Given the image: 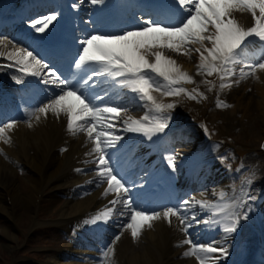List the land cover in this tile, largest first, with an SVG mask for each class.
I'll list each match as a JSON object with an SVG mask.
<instances>
[{"label":"snow or ice","instance_id":"obj_1","mask_svg":"<svg viewBox=\"0 0 264 264\" xmlns=\"http://www.w3.org/2000/svg\"><path fill=\"white\" fill-rule=\"evenodd\" d=\"M103 2L90 0L93 5ZM162 7L166 11L160 16L134 18L131 25L118 32H93L79 38L73 66L82 74L75 84L67 75L55 68L50 69V61L35 49L18 47L6 38H0V47L8 49L11 45L12 50L0 51V57L9 61L0 67L16 68L22 74L15 77L17 83H23L24 77L30 76L48 86L43 89L47 93L45 100L25 121L29 128L33 126V120L39 122L42 116L47 118L51 114L60 118L63 115L67 118V131L74 136L85 134L93 145L85 155L94 157L91 163L95 165L93 171L99 178L95 181L96 186L106 184L103 195L115 194V198L109 200L110 206L87 218L84 223L107 224L114 214L125 217L127 222H120V234L114 237L115 241H119L124 231L130 230L132 238L137 239L145 226L152 228L154 222L162 219L171 226L175 217L185 236L177 246H189L183 253L184 257H193L198 264H219V258L227 254V248L218 247L215 240L208 244L199 243L189 230L195 222L219 230L226 236L235 233L241 220L247 219V215L240 211L243 203H211L189 197L159 210L148 209L130 195L132 186L113 162L115 154L108 150L117 149L123 139L116 134L117 122L123 126V131L140 134L148 140L164 133L169 127L171 111L176 105L158 102L152 93L159 92L167 97L184 94L194 100L197 96L207 99L203 93L193 95L187 89L178 87L195 81L181 70L176 59L166 53L185 56L192 51L199 53V69L208 76L218 75L221 90L232 87L231 82L225 81H232L233 77L236 78L235 83H239L256 76L258 71H264V0H166ZM169 12L176 17L174 22L167 19ZM235 13L250 14L252 26H242ZM57 16L52 14L32 21L31 27L44 33ZM38 24L41 26L37 27ZM196 44L200 47L193 49L191 45ZM253 45L256 48L250 51ZM94 77L103 79L96 81ZM109 81L114 88L126 89L133 94L135 102L145 108L147 114L142 119H135L127 115V107L104 100L107 90L93 91L96 83ZM97 101L103 103L98 104ZM216 106L229 107L219 99ZM122 113L126 118L122 117ZM17 123L11 121L0 125V140L10 144L11 138L6 129H14ZM167 164L173 172L176 170L174 156L167 158ZM76 171L81 172L82 169ZM220 197L224 200L223 193ZM194 204L207 214L206 218L197 220L195 212L189 215ZM117 206H120L119 210ZM113 258V245H105L101 249L102 264H109Z\"/></svg>","mask_w":264,"mask_h":264},{"label":"bare ground","instance_id":"obj_2","mask_svg":"<svg viewBox=\"0 0 264 264\" xmlns=\"http://www.w3.org/2000/svg\"><path fill=\"white\" fill-rule=\"evenodd\" d=\"M236 14L237 13L234 15ZM19 47L22 46L19 45ZM11 48L12 46L9 45L8 49L11 50ZM187 62H192V58L187 59ZM254 77L255 82L252 83L250 80L251 84L248 83L247 85L241 87L238 92H236L238 97L236 105L240 108H243L244 111H248L250 108L251 113H257V111H260V107L264 108V71H258ZM256 77H259V79ZM249 86H252L253 88H251V92H246ZM235 111L236 109L233 108L231 112L234 113ZM231 119L233 121L232 116ZM240 122L242 123L243 121ZM45 123L49 124L54 134H56L59 129L63 127V121L57 122L55 120V116L49 114L47 118L42 116L39 122L34 120L33 126L31 128L17 123L14 129H6L7 135L11 138V143L7 144L4 143L3 140H0V150H2L0 151V186L5 187L7 189V193L11 196L12 204L16 206L14 212H16L17 220L23 219V214H27L29 215L28 219L31 224H34L36 221L34 218L36 211L34 200L37 196V193L39 192V180L36 176H34L28 184V192L24 194L21 192V185L17 181L15 170L16 167L20 166L21 164H28L36 171H40L42 164H47L45 172L47 181L52 180L57 174L60 175V178L55 181L54 188H63L70 184L73 186L75 184L81 183L78 189H71L67 192H63L64 194L66 193V195H68L69 200H67L63 207L59 210V215L55 217L67 219L74 215L88 213L86 217L83 216L84 218H79V221L84 222L87 218L102 210H105L106 206H110L108 202L109 200L115 198V194L105 197L103 193L107 186L104 184L100 187H97L95 181L99 178L95 174L92 176H75L71 173V170L80 166L77 162L85 159L84 154L87 151V147H83V144H91V142L88 141L87 136L83 133L80 137L69 139V151L62 160L58 153H56L49 160V162L43 161V157L47 148ZM66 139L67 138L63 136L60 140V143H64ZM144 161L148 160L144 158ZM142 163L143 161L140 162L138 166L139 168ZM187 164V159L183 160V162H179L180 167ZM86 172H88V170H86L85 173ZM148 181L149 180H144V182ZM142 182L143 181L139 182L140 189L143 186ZM83 188L88 190V194L85 199H80L77 196L79 191H81ZM198 188H202L201 192L198 194V199L207 201L211 194L219 193L220 184H211V188H208L207 186H200ZM130 195H132L134 198L133 191L130 193ZM119 207L120 206H117L118 210ZM0 210H3L7 216L12 218L14 212L11 211V208L8 205L7 195L3 193L0 194ZM123 218L124 217H119L115 218L114 220H124ZM126 222L127 221L125 219V223ZM178 222L179 221L173 217V227L170 229L167 226L166 220L162 219L160 221H156L153 223L152 228L145 226L141 235L137 239L132 238L130 230L124 231L119 241L114 240V237L116 236L115 234H110L107 237H112L111 244L114 248V258L109 262V264H198L195 258H186L182 256L184 251L188 250V245H184L182 249H175L174 247L176 237L181 238L175 229ZM66 223L67 221H63L59 224ZM193 223V228L189 230L193 237H223L216 235L203 236V234L206 231H209L210 228L206 227L203 231H198V227L201 224H195V222ZM100 225L101 224L96 225L98 233L103 234ZM118 230L120 231V226L118 227ZM13 233L9 234V236H11L13 240H16V237H12ZM169 234H171V238L169 237ZM166 244H169L168 249H165ZM5 248L7 249V246H5ZM71 248H73L74 251L79 249V247L75 245L71 246ZM173 256L177 257L173 259ZM164 257L167 259L166 262H163L162 260ZM80 258L86 264H98L95 263L94 260H88L85 257ZM51 264H59V262L57 259H54Z\"/></svg>","mask_w":264,"mask_h":264},{"label":"rangeland","instance_id":"obj_3","mask_svg":"<svg viewBox=\"0 0 264 264\" xmlns=\"http://www.w3.org/2000/svg\"><path fill=\"white\" fill-rule=\"evenodd\" d=\"M208 112L210 113L211 110H208ZM222 113H219L218 115L215 114H210L209 117L211 118V120H214L215 118H218L219 120H225L224 118H222ZM232 128L233 125L231 124L229 128L226 127H217V128H212L211 131L215 134H219V136H224V138L226 140H228L231 143V140L234 139L235 141H237L238 145H241L242 141H244V138H239L238 135L233 134L232 133ZM258 129H259V123H258ZM260 132L256 129H252V135L253 136H259L260 138ZM24 174L22 175L20 173V171L18 170L16 172L18 178H19V183H21V192L26 194L28 192V185L26 183H28L31 179L32 176L30 173H28L26 170H24ZM29 184V183H28ZM61 201H64L63 199L57 197V199L52 197H49L45 200L44 206L42 211L44 212L45 216H47V214H51L54 210H60L62 208V204L60 206H57L58 203H60ZM27 214H23V220H27L28 219ZM21 225L26 226V224L28 223V221H20ZM0 229H7V234L2 233L0 231V250L3 248V254H5V257H7L9 251L11 250V247L13 244V242L10 240L11 237L9 236V234L13 233V228L0 216ZM45 235H49V237H56L55 235V231L54 230H48L47 232H41ZM59 236V234H58ZM28 237H30V235H28V233H26L24 236L22 235L21 237V241L22 242H26ZM42 235H36L34 238L28 240L29 243V248H28V252L31 253L30 255H32V251L36 248H38L39 250H45L43 251L41 254H50V257H54L55 255H59V253L64 252V249L62 248L63 246H65V244L63 243V240L61 237L60 240H57L56 242L53 241H45L42 239ZM5 246H7V249L5 248ZM47 247V248H46ZM2 249V250H3ZM25 254V253H23ZM49 257V258H50ZM62 257V256H61ZM39 260H41V257H37ZM49 258L47 260H49ZM65 260H67V258H65ZM41 262L43 261H37L34 264H42Z\"/></svg>","mask_w":264,"mask_h":264}]
</instances>
